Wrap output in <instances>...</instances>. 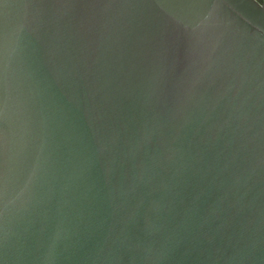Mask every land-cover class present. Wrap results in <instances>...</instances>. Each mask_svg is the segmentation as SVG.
I'll list each match as a JSON object with an SVG mask.
<instances>
[{"label":"water","instance_id":"obj_1","mask_svg":"<svg viewBox=\"0 0 264 264\" xmlns=\"http://www.w3.org/2000/svg\"><path fill=\"white\" fill-rule=\"evenodd\" d=\"M0 264H264V3L0 0Z\"/></svg>","mask_w":264,"mask_h":264},{"label":"trees","instance_id":"obj_2","mask_svg":"<svg viewBox=\"0 0 264 264\" xmlns=\"http://www.w3.org/2000/svg\"><path fill=\"white\" fill-rule=\"evenodd\" d=\"M260 3H264V0H258Z\"/></svg>","mask_w":264,"mask_h":264}]
</instances>
